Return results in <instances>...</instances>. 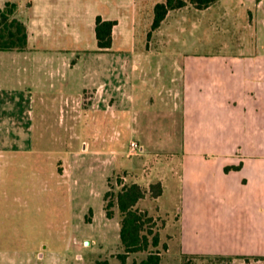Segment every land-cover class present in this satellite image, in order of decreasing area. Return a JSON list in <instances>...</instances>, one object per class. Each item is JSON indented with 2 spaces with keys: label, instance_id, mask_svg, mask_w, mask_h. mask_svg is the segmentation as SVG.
Instances as JSON below:
<instances>
[{
  "label": "rangeland",
  "instance_id": "374dc122",
  "mask_svg": "<svg viewBox=\"0 0 264 264\" xmlns=\"http://www.w3.org/2000/svg\"><path fill=\"white\" fill-rule=\"evenodd\" d=\"M12 1L25 9L30 3V0ZM79 1L81 24L86 26L93 22V15L125 16L114 11L108 0ZM214 9L216 17L195 21L189 19L190 12H181L179 20L189 19L186 25L171 28L169 18L151 32L147 20L152 11L130 12L126 14L127 19L123 17L121 27L128 38L118 44L119 51L100 57L94 36L90 42L87 35L79 36V43L73 42L75 47L65 52L69 63L76 62L69 76L75 83L71 85L73 88H63V91L75 94L82 75L92 68H105L112 55L124 63L134 58L141 62L137 55L149 53L146 78L159 71L161 84L168 86L171 76L179 77L173 64L182 62L184 53H224L231 50L230 42L236 38L251 42L250 32H256L258 42L264 41V4L257 9L250 7L247 12L237 0H232ZM85 30L89 33L88 27ZM9 54L0 53L5 57ZM120 62L112 67H118ZM4 67L8 69L7 64ZM4 67L0 66L2 82L9 75ZM29 68L20 66L21 74ZM62 69L69 72V68ZM36 74L32 76L33 82L22 86L23 90L17 89L15 81L11 87L5 83L0 86V117L12 118L0 120V264H96L103 261L122 264L118 258L123 253L119 241L120 213L113 205L112 217L106 219L102 210L123 185L131 184L129 178H123L127 175L122 174L129 167L137 168L139 176L144 175L142 170L146 169L149 179L156 178L163 183L161 196L154 199L147 194L136 208L155 220L154 229L160 237L157 248L160 263L182 264L184 135L182 119H177L180 116L176 113V119H172L176 112L172 104H168V100L157 102L154 98L155 107L144 112L136 109L130 114L138 119H88L87 116L77 120L62 119L58 89L63 85L54 83V90L39 87L34 84L35 78L43 81L49 75L44 71ZM11 75L15 76L14 72ZM52 96L56 99L50 102ZM82 99L83 105L90 103L91 95L84 93ZM170 113L171 119H142L147 114L168 117ZM103 114L112 115L110 111ZM130 139L138 145L135 155L128 154ZM31 143L33 148L29 149ZM84 145L87 150L81 154ZM106 191L109 195L104 202ZM153 250L149 247L144 252L128 254L124 264H140ZM188 263L226 264L215 257L189 259ZM231 264H264V259L233 258Z\"/></svg>",
  "mask_w": 264,
  "mask_h": 264
},
{
  "label": "crops",
  "instance_id": "0c3cea01",
  "mask_svg": "<svg viewBox=\"0 0 264 264\" xmlns=\"http://www.w3.org/2000/svg\"><path fill=\"white\" fill-rule=\"evenodd\" d=\"M7 1L14 2L0 0V8ZM108 1L114 11L125 13V16L93 15V22L88 26L81 24L77 8L79 0H30L26 9L14 2L15 17L23 22L28 32L27 45L23 51H0L11 53L8 57L0 55V66L7 64L8 69L4 67L3 70L9 72L6 79L0 81V86L5 83L11 87L15 81L17 89L23 90L22 86L33 82V75L44 71L49 75L47 80L35 78L34 84L53 90L54 83L62 84L63 87L58 89L60 110L64 114L62 119L72 120L83 116L88 119H138L130 117L136 109L144 112L155 107L154 98L157 102L168 100L176 111L172 119H176L177 114L180 116L177 119H182L184 135L182 172L185 193L180 221L184 234L182 255L264 259V41L258 42L256 32H250L254 40L247 43L236 38L230 42L231 50L224 53H184L182 62L173 64L180 73L179 77L171 76L168 86L161 84L159 71L146 78L149 53L137 55L141 62L134 58L124 63L112 55L105 68H92L84 73L75 94H69L63 90L73 88L71 85L75 80L69 76L74 72L72 67L76 62L69 63L65 52L72 48L73 42L79 43V36L87 35L90 42L93 35L96 44V16L116 21L109 49L99 51L96 46L100 57L119 51L118 44L128 38V33L121 28L122 19H127L126 14L152 11L147 20L151 26L153 7L164 0ZM231 1L217 0L204 9H196L186 3L182 8L169 10L160 26L169 18L171 28H174L186 25L189 19L216 17L218 14L214 8ZM262 2L237 0V4L247 12L250 7H261ZM181 12H190V18L179 20ZM85 26L89 33H86ZM70 41L72 45H68ZM118 61V67L113 68ZM25 65L30 68L25 69L22 75L20 66ZM62 68H69V72ZM10 72H14L16 77ZM84 93L91 95V102L85 105ZM50 98L52 102L56 96ZM109 111L111 117L103 114ZM2 117L0 120L12 119ZM142 119H171V113L168 117L147 114ZM32 128L31 124L29 130ZM131 141L134 140L130 139L129 143ZM32 148L31 143L29 149ZM139 149L142 151L143 147ZM86 150L84 145L81 154ZM136 169L129 167L124 171L122 174L127 175L124 180L129 178L131 183L142 187L162 183L156 178L149 179L146 169L142 170V176L136 173ZM163 189L162 186L161 195ZM102 214L108 219L104 210ZM163 246L166 249V245Z\"/></svg>",
  "mask_w": 264,
  "mask_h": 264
},
{
  "label": "trees",
  "instance_id": "16d2710c",
  "mask_svg": "<svg viewBox=\"0 0 264 264\" xmlns=\"http://www.w3.org/2000/svg\"><path fill=\"white\" fill-rule=\"evenodd\" d=\"M217 0H164L156 3L153 7V19L150 30L157 29L167 12L179 9L191 4L196 9H204ZM16 4L7 1L0 8V51H23L27 45L28 32L22 21L15 17ZM116 24L115 20H103L100 16L95 18V39L99 51L108 50L111 46V31ZM162 193V186L159 182L150 184L147 188L131 183L123 185L115 194V198L107 201L104 205L105 216L110 219L112 212L110 208L116 205L120 213L119 241L123 248V253L118 255L121 263H125L128 254L144 252L149 247L155 250L149 251L140 264H161L159 246V234L155 227V220L145 211L135 207L136 203L147 194L151 198H157ZM109 195L106 191L103 196L104 202ZM165 248V246H163ZM215 257L223 260L226 264H231L232 257L210 256V255H182V264H189L191 260H203ZM96 264H108L107 261ZM135 264V263H133Z\"/></svg>",
  "mask_w": 264,
  "mask_h": 264
},
{
  "label": "built area",
  "instance_id": "2783aa9c",
  "mask_svg": "<svg viewBox=\"0 0 264 264\" xmlns=\"http://www.w3.org/2000/svg\"><path fill=\"white\" fill-rule=\"evenodd\" d=\"M128 151H129V154H134V153H137L138 151V145L136 142L134 141H131L128 145Z\"/></svg>",
  "mask_w": 264,
  "mask_h": 264
}]
</instances>
